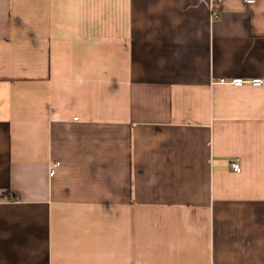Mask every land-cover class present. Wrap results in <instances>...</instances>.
<instances>
[{"label": "crops", "instance_id": "1", "mask_svg": "<svg viewBox=\"0 0 264 264\" xmlns=\"http://www.w3.org/2000/svg\"><path fill=\"white\" fill-rule=\"evenodd\" d=\"M238 78L264 79V0H0V264H264Z\"/></svg>", "mask_w": 264, "mask_h": 264}, {"label": "built area", "instance_id": "2", "mask_svg": "<svg viewBox=\"0 0 264 264\" xmlns=\"http://www.w3.org/2000/svg\"><path fill=\"white\" fill-rule=\"evenodd\" d=\"M245 1L248 4H254L256 2V0H245ZM218 83L221 85H230V86L238 87V88L246 87V86L254 87V88L264 87V79L263 78H252V79L238 78V79H232V80L220 79ZM57 166H58V164L54 165V167L50 171V176L54 175L55 168ZM232 167L236 173H240L242 171L238 162L233 163Z\"/></svg>", "mask_w": 264, "mask_h": 264}]
</instances>
